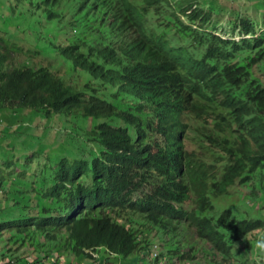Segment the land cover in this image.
<instances>
[{
    "label": "trees",
    "instance_id": "1",
    "mask_svg": "<svg viewBox=\"0 0 264 264\" xmlns=\"http://www.w3.org/2000/svg\"><path fill=\"white\" fill-rule=\"evenodd\" d=\"M196 1L15 0L11 36L34 37L6 43L0 25V110L30 120L41 115L61 127L63 142L62 123L75 125L73 113L83 115L82 126L91 123L79 151L73 143L58 152L44 147L19 171L14 159L0 161V200L12 198L15 207V216L0 223V237L38 245L45 254L66 247L92 264L90 251L101 260L137 253L158 263L148 255L152 238L171 243L187 221L224 257L236 253L245 233L264 228L254 207L216 210L234 186L264 187V33L241 55L234 42L201 30L208 16L193 8ZM19 3L20 13L31 17L21 30L13 22ZM181 15L201 21L196 36L206 46L187 75L165 46L169 36L192 35ZM32 25L39 31L29 33ZM238 27L256 33L250 17ZM34 38L71 62L66 75L44 63L8 62L14 47L33 45ZM192 129L200 135L194 138L199 154L186 148ZM40 153L44 165L33 166ZM256 198L264 203V195ZM13 263L30 262L23 254L6 262Z\"/></svg>",
    "mask_w": 264,
    "mask_h": 264
},
{
    "label": "rangeland",
    "instance_id": "2",
    "mask_svg": "<svg viewBox=\"0 0 264 264\" xmlns=\"http://www.w3.org/2000/svg\"><path fill=\"white\" fill-rule=\"evenodd\" d=\"M197 1L200 3L195 4H198L203 8V16H208L209 26L212 24V26H210L211 29L219 34L224 35L228 30V20L237 19L236 21H238L241 16H248L253 19L258 24L260 32H264V0ZM171 2L176 3V0H171ZM13 5H15V0H0V25L5 28L2 29V38L6 43L12 42L14 45H20L25 43V40L28 37L34 36H11L9 32L10 29L7 25L11 19ZM21 8L22 4L19 3L13 17V19H15L13 22L19 27L18 30L25 29V27H27L26 25L30 22L29 18L31 19L29 13L28 16L26 15V12V14L20 13ZM30 30L31 32L29 33L34 34L36 33L34 31H39V28H35V26L32 25V29ZM42 37L45 38L47 36ZM32 44L35 48L30 44H26L22 49L14 47V52L10 53L8 62L11 64L13 62V64L18 65L27 60L26 65H31L32 67L38 66L39 63H44L51 65L52 70H55L54 68H56L59 73L66 75V69L69 67V64H71L68 59L58 56L52 48L50 49L47 45L48 43L44 40L42 41L34 38ZM0 49H2V46H0ZM37 49L48 55H43ZM70 70L75 73L83 72L82 70H77L75 68H70ZM85 75L91 77L88 73H85ZM22 113L30 115L29 111H22ZM69 120L76 124L72 125L70 122L62 123V129L68 130L66 131L67 134L64 136L66 140L63 142L59 140V129H61V127L55 126L50 120L43 118L41 115L40 117L35 119L32 118L30 120L27 116L14 114L13 111L8 109H1L0 161L5 160L6 158L14 159L16 161V170L19 171V169H22L21 164L31 156L32 152L42 150L44 147H47L48 151L51 149V151L57 150L56 152H58L63 147H71L72 145H69V143H73V145L77 147V151H79L80 147H85L84 133L86 128H89L91 120L86 121L82 126L81 124L84 122L83 115L77 113H73L69 116ZM29 122L30 126H24ZM192 123L197 125V122L195 121ZM53 136L55 139H52ZM194 138L198 139L200 138V135L192 129L188 131V137L185 138L186 148L188 151L193 150L199 154L202 150L197 146ZM92 147L95 148V145ZM44 161L43 154L40 153V157L33 161V166L38 167L39 165V167H42ZM31 165L32 164L29 163V170L31 169ZM33 169L35 168L33 167L32 170ZM7 175L8 178H10V175ZM7 184L8 183L5 181L4 185ZM239 188L241 190L236 188V186L232 187L230 195L218 200L221 204L217 203V213H220L224 208H231L235 213L236 211H247V208L251 206L255 208V212L259 211L264 215V203L261 202L259 204L258 199L256 198H260L264 195V187L261 191L256 190L254 192L251 189ZM239 190L241 192H239ZM192 207L193 199L186 205V208L188 209H191ZM14 208L12 198L0 200V223L15 216ZM180 227V235L174 236L171 243L160 242L159 239L153 237V232L150 233V236L153 237L152 241L154 246L148 251V255L154 258L157 254L159 257L158 263L155 259H151L153 264H255V261L251 259V245L245 240L238 245V250L233 257L230 259H224L219 252L211 249L208 242L198 239L195 228L190 225L189 221L181 223ZM8 236L10 237V234ZM6 237V234L0 237V264H6V262L12 257L16 259L19 255L23 254L27 257V260L30 262L29 264H92L89 257L75 255L66 247L56 250L52 248L51 252L45 254L44 252H40L42 248L38 245L34 247H29L28 245L20 246V242L13 244V241H9ZM198 246L200 248H198ZM14 248H17V250L14 251ZM10 249H12V252H9ZM3 255L6 256L3 258ZM183 255H189L190 259H186V257L182 259L181 257ZM110 257L111 258L108 260H100V264H140L141 261L142 264L151 263V261L145 259L146 257L139 259L137 253L128 258L114 259L112 256ZM33 258H35V263H31ZM262 264H264V262H262Z\"/></svg>",
    "mask_w": 264,
    "mask_h": 264
},
{
    "label": "clouds",
    "instance_id": "3",
    "mask_svg": "<svg viewBox=\"0 0 264 264\" xmlns=\"http://www.w3.org/2000/svg\"><path fill=\"white\" fill-rule=\"evenodd\" d=\"M196 7L194 4L193 8ZM197 7H200L197 4ZM202 8V7H200ZM194 11L192 8L189 9V13ZM182 19L188 24V27L192 31V35L190 36H169L166 48L171 51V55L173 56V61L175 62L177 69L182 71L183 73L191 72L193 73V60H199V64H201V59L204 51L206 50L205 43L203 41V36H196V30L200 28L201 21L196 20H188L186 15H181ZM248 16H241L238 21L235 20H228L227 24L229 26L228 30L224 35L219 34L215 30H212L209 26V20L201 30L205 31L208 30L209 32H213L214 34L218 35L217 37L222 38L223 40H228L234 42L233 44L237 46V48H241L240 54L241 55H249V51L246 49L250 43H256L258 40H261L263 37V31L260 32L258 24H256V33L254 35L250 33H244L240 27L241 19ZM232 62V60H231ZM182 138H185V135H182ZM177 143L173 142V147H175ZM237 188V187H236ZM239 189V188H238ZM241 190V189H240ZM239 190V192H241ZM230 195V193H229ZM254 238V239H253ZM243 239L247 241L251 245V259L255 261V264H262L264 262V228H256L252 229L250 232L245 233ZM239 245V244H238ZM93 257L95 258L94 264H100V257L98 253L90 251ZM156 254V253H155ZM236 254V253H235ZM233 254V255H235ZM157 255V254H156ZM155 255V256H156ZM232 256L224 257V259H230Z\"/></svg>",
    "mask_w": 264,
    "mask_h": 264
}]
</instances>
